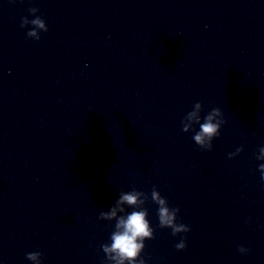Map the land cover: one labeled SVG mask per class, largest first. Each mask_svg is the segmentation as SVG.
<instances>
[{"label":"clouds","instance_id":"clouds-1","mask_svg":"<svg viewBox=\"0 0 264 264\" xmlns=\"http://www.w3.org/2000/svg\"><path fill=\"white\" fill-rule=\"evenodd\" d=\"M40 10L36 7L28 9L33 19L27 16L21 19V28L30 29L26 35L28 38L39 41L41 33L48 31V25L42 16L37 15ZM203 105L201 102L194 103L192 110L187 112L181 121V130L185 133L193 132L192 139L200 149L211 151L213 140L220 136L221 128L226 123L220 108H212L206 115L201 117ZM199 126L198 130L195 126ZM244 151L243 146L230 152L228 158L232 159ZM258 161H264V146L258 148L256 154ZM260 179L264 182V163L258 165ZM151 201L157 205V216L161 229H171L173 236L191 231L189 225L178 222V207H170L167 198L163 197L156 186L151 189L150 195L146 192L133 189L129 192L121 191L118 198L107 211H100L98 219L115 221L114 231L110 235V243L100 245L106 257V264H146L141 253L145 249V241L155 238L154 229L148 219V209L145 205ZM126 208L133 209L126 212ZM187 247L186 236H182L175 244L177 251ZM241 253L248 252L243 246L238 249ZM43 253L33 251L26 254V259L32 264H42Z\"/></svg>","mask_w":264,"mask_h":264}]
</instances>
